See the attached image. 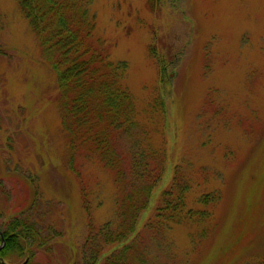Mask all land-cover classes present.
Here are the masks:
<instances>
[{
  "label": "rangeland",
  "instance_id": "1",
  "mask_svg": "<svg viewBox=\"0 0 264 264\" xmlns=\"http://www.w3.org/2000/svg\"><path fill=\"white\" fill-rule=\"evenodd\" d=\"M89 14L137 108L119 139L125 179L161 180L138 264H264V0H90ZM54 57L18 0H0V230L24 216L36 263L90 264L88 225L113 222L129 189L71 155ZM183 180L187 207L166 206L169 220L159 193Z\"/></svg>",
  "mask_w": 264,
  "mask_h": 264
},
{
  "label": "trees",
  "instance_id": "2",
  "mask_svg": "<svg viewBox=\"0 0 264 264\" xmlns=\"http://www.w3.org/2000/svg\"><path fill=\"white\" fill-rule=\"evenodd\" d=\"M18 2L41 45L55 54L53 68L63 92L61 120L71 155L79 154V158L82 154L92 155L97 158L99 168L107 170L125 186L119 188V194L124 195L126 187L129 189L117 202L113 222L98 228L88 225L82 255L90 256V264H138V222L150 206L156 184L161 180L137 189L131 179H125L130 169L121 157L124 153L119 139L135 124L138 116L130 92L121 84L125 68L111 63L105 42L95 38V25L88 17L90 0ZM161 75L164 78L161 104L165 109L169 82L164 62ZM187 191L188 184L184 180L160 191L165 204L161 212L169 220L175 221L174 214L166 206L176 202L173 211L182 214L187 207L182 196ZM82 198L87 209L88 197ZM204 198L208 201V197ZM28 220L20 216L8 223V227H1L5 246L0 250V264H24L26 261V264H40L35 262L39 243L33 244L38 229ZM2 241L0 236V246Z\"/></svg>",
  "mask_w": 264,
  "mask_h": 264
},
{
  "label": "water",
  "instance_id": "3",
  "mask_svg": "<svg viewBox=\"0 0 264 264\" xmlns=\"http://www.w3.org/2000/svg\"><path fill=\"white\" fill-rule=\"evenodd\" d=\"M0 236H2V234L0 233ZM4 240V239H3ZM4 242V241H3ZM4 246V243L2 244V246L1 247H3ZM3 264H6L5 262H3Z\"/></svg>",
  "mask_w": 264,
  "mask_h": 264
}]
</instances>
